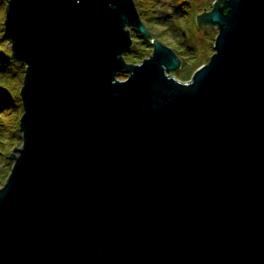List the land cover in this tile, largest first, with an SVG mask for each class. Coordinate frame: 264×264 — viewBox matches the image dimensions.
Instances as JSON below:
<instances>
[{
    "label": "water",
    "instance_id": "water-1",
    "mask_svg": "<svg viewBox=\"0 0 264 264\" xmlns=\"http://www.w3.org/2000/svg\"><path fill=\"white\" fill-rule=\"evenodd\" d=\"M203 10L215 50L183 80L159 39L124 57L151 36L135 0H7L26 68L0 264H264V0Z\"/></svg>",
    "mask_w": 264,
    "mask_h": 264
},
{
    "label": "trees",
    "instance_id": "trees-1",
    "mask_svg": "<svg viewBox=\"0 0 264 264\" xmlns=\"http://www.w3.org/2000/svg\"><path fill=\"white\" fill-rule=\"evenodd\" d=\"M135 1L145 26L151 32V36H148L138 28L131 26L133 43L124 53V57L126 58V60H138L139 58L147 56H141V50H143L146 45L153 44L152 39L154 40L156 38H159L163 40V38L159 37L161 36L160 33H157L155 35L153 28H156L157 24H168V26L165 27L166 30L169 31V33L171 32V30H173L177 34H180L182 26V19L178 17H176L174 21L172 20L170 23L166 24L156 19L157 17H160L159 14H157V11L161 0ZM173 1L176 10L180 12L189 11L188 7L190 5H193L191 0ZM6 5L7 0H0V8L2 7L0 9V182L2 183L8 177L14 164L13 159L10 157L11 151L15 147L21 145L23 142V131L20 127V117L23 112V102L20 90L23 84L26 67L25 62L17 60L13 56L12 46L11 48L5 47V43L10 42V38L8 37L4 29ZM206 25H211L212 27L216 26L213 24ZM171 34L176 35L172 32ZM176 49H178V47H176ZM179 56L181 59L185 58L180 54ZM188 62L190 65L189 67L193 66V73V71L205 61L200 62V60H196V57H194V60L189 61L188 59ZM118 75L123 78L128 74L124 69L121 70ZM7 163L12 164L11 167L5 168V165Z\"/></svg>",
    "mask_w": 264,
    "mask_h": 264
},
{
    "label": "rangeland",
    "instance_id": "rangeland-1",
    "mask_svg": "<svg viewBox=\"0 0 264 264\" xmlns=\"http://www.w3.org/2000/svg\"><path fill=\"white\" fill-rule=\"evenodd\" d=\"M193 5L188 7L189 11L180 12L176 10L174 6L173 0H161L157 14L160 17L156 19L164 24L170 23L176 17L181 18L182 26L180 34L175 33V31L171 30L172 33L176 35H172L171 32L166 30L167 25H159L157 24L156 28L154 27L155 35L160 33L161 40L166 45L172 47L177 54L185 57L181 59L182 64L179 68L174 70H169L170 73L176 75L180 79L186 80L191 78L192 67H189V61L200 60V62H207L213 52L215 50L214 42L216 39V35L218 34V29L216 26L206 25V24H198L197 13L201 12L206 6L207 9H211L213 6L214 0H191ZM4 5V4H3ZM2 5V6H3ZM2 8V7H1ZM0 8V9H1ZM193 8V9H192ZM146 45V44H145ZM138 46V44H137ZM6 48H11V42L5 43ZM178 47V49H176ZM180 49V50H179ZM141 56L149 55L153 51V44H148L146 47L141 50ZM192 56V57H191ZM143 58H139L138 60H128L129 62H139ZM195 71V70H194ZM193 71V72H194ZM126 73L128 74L127 70ZM12 164L7 163L5 168L11 167ZM5 183V180L0 182V186Z\"/></svg>",
    "mask_w": 264,
    "mask_h": 264
}]
</instances>
